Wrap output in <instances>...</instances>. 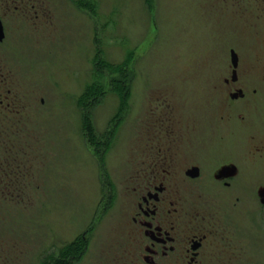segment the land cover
<instances>
[{
    "label": "rangeland",
    "instance_id": "obj_1",
    "mask_svg": "<svg viewBox=\"0 0 264 264\" xmlns=\"http://www.w3.org/2000/svg\"><path fill=\"white\" fill-rule=\"evenodd\" d=\"M30 1L25 16L11 11L0 45V71L21 103L16 141L31 163L5 239L14 232L21 251L79 236L78 264H111L128 185L152 145L202 149L250 173L257 209L240 214L239 228L259 239L264 0ZM99 59L111 68L96 73Z\"/></svg>",
    "mask_w": 264,
    "mask_h": 264
},
{
    "label": "flooded vegetation",
    "instance_id": "obj_2",
    "mask_svg": "<svg viewBox=\"0 0 264 264\" xmlns=\"http://www.w3.org/2000/svg\"><path fill=\"white\" fill-rule=\"evenodd\" d=\"M30 7V0H0V45L13 28L11 11L21 10L25 16ZM4 78L0 71V264H25L33 252V264H78L79 236L66 247L43 243L39 249L27 246L22 252L14 232L5 239L10 207L26 200L23 182L31 163L25 144L21 141L23 148L19 147L15 137V124L23 118L15 115L21 113V103ZM149 150L138 176L128 185L122 235L111 264H264V224L260 222L259 239L254 232L244 239L239 228L240 214L252 216L257 209L256 183L250 173L243 179L234 162L218 165V158L207 157L202 149L186 153L152 145ZM248 195H254L253 201L241 204V196ZM258 199L264 209V187Z\"/></svg>",
    "mask_w": 264,
    "mask_h": 264
},
{
    "label": "water",
    "instance_id": "obj_3",
    "mask_svg": "<svg viewBox=\"0 0 264 264\" xmlns=\"http://www.w3.org/2000/svg\"><path fill=\"white\" fill-rule=\"evenodd\" d=\"M1 40H3V34H2V29L0 27V41ZM231 63H232V67H233L232 82L235 83L238 81L237 69L239 66V58H238V55L234 51L231 52ZM244 97H245V95H244L243 91H239L238 93L231 95V99H233V100H238V99H241Z\"/></svg>",
    "mask_w": 264,
    "mask_h": 264
},
{
    "label": "trees",
    "instance_id": "obj_4",
    "mask_svg": "<svg viewBox=\"0 0 264 264\" xmlns=\"http://www.w3.org/2000/svg\"><path fill=\"white\" fill-rule=\"evenodd\" d=\"M96 62H97L96 65H95V70H96L95 72H96V73H98V72H99L101 69H103V68H108V67H110L109 64H108L106 61H103V60H100V59H99V60L96 61ZM110 68H111V67H110ZM108 69H109V68H108ZM111 71H112V70H111ZM89 91H90V92H89V95H90L91 93H94L95 90H94V89H91V90L89 89ZM123 103H124V102H123ZM86 126H87L88 130L91 131L90 123L87 122Z\"/></svg>",
    "mask_w": 264,
    "mask_h": 264
}]
</instances>
